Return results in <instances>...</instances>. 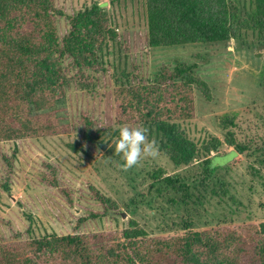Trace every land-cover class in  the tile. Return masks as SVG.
I'll return each mask as SVG.
<instances>
[{
	"label": "rangeland",
	"instance_id": "obj_1",
	"mask_svg": "<svg viewBox=\"0 0 264 264\" xmlns=\"http://www.w3.org/2000/svg\"><path fill=\"white\" fill-rule=\"evenodd\" d=\"M227 2L243 26L235 40L150 48L145 0H54L61 13L56 17L60 37L68 30V16L98 4L108 15L111 38L98 68L77 73L79 80L61 106L69 133L0 142V238L104 232L131 224L155 235L180 231L185 224L207 228L264 219V36L245 28L253 0ZM180 64L192 66L208 88L194 87V115L178 121L197 147L196 159L174 165L161 137L147 127L157 156L122 171L113 151L121 127L115 121L114 90L149 83L162 67ZM84 118L95 123L86 129L88 136ZM212 138L221 144L210 153L214 171L207 175L202 146ZM230 140L246 148L234 161L237 154L226 145ZM49 176L59 186L48 184ZM60 188L68 190L70 200Z\"/></svg>",
	"mask_w": 264,
	"mask_h": 264
},
{
	"label": "trees",
	"instance_id": "obj_2",
	"mask_svg": "<svg viewBox=\"0 0 264 264\" xmlns=\"http://www.w3.org/2000/svg\"><path fill=\"white\" fill-rule=\"evenodd\" d=\"M253 4L245 28L264 36V0ZM145 7L150 48L227 43L243 27L235 22L227 0H145ZM60 14L54 0H0V142L69 133L61 106L77 73L98 68L112 31L105 26L107 13L92 4L67 17L68 30L60 37ZM197 85L208 91L186 64L162 67L149 83L119 85L114 90L115 121L152 128L170 161L187 166L198 150L178 121L193 117ZM83 124V135L88 136L91 130L86 129L95 123L84 118ZM220 144L212 138L202 146L207 175L214 171L210 153ZM226 145L236 154L246 151L232 140ZM48 179V184L59 186L53 176ZM60 190L70 200L68 190ZM0 264H264V219L207 228L185 224L180 231L155 235L131 224L104 232L16 237L9 242L0 238Z\"/></svg>",
	"mask_w": 264,
	"mask_h": 264
},
{
	"label": "clouds",
	"instance_id": "obj_3",
	"mask_svg": "<svg viewBox=\"0 0 264 264\" xmlns=\"http://www.w3.org/2000/svg\"><path fill=\"white\" fill-rule=\"evenodd\" d=\"M148 128L140 125L136 127L121 126L118 138L115 140L114 153L120 157L118 167L122 171L132 168L143 158H154L158 154L155 140L148 138Z\"/></svg>",
	"mask_w": 264,
	"mask_h": 264
},
{
	"label": "water",
	"instance_id": "obj_4",
	"mask_svg": "<svg viewBox=\"0 0 264 264\" xmlns=\"http://www.w3.org/2000/svg\"><path fill=\"white\" fill-rule=\"evenodd\" d=\"M97 145L102 149L105 150L106 149V145L103 143L98 142ZM118 215H120L122 218H125V214L124 213H116Z\"/></svg>",
	"mask_w": 264,
	"mask_h": 264
},
{
	"label": "crops",
	"instance_id": "obj_5",
	"mask_svg": "<svg viewBox=\"0 0 264 264\" xmlns=\"http://www.w3.org/2000/svg\"><path fill=\"white\" fill-rule=\"evenodd\" d=\"M225 151H226V152H224L225 154H226V153L233 152L232 149H230V150H225ZM236 158H238V154L234 157V159H233L232 161H234Z\"/></svg>",
	"mask_w": 264,
	"mask_h": 264
}]
</instances>
